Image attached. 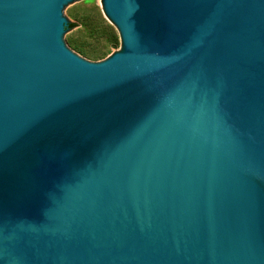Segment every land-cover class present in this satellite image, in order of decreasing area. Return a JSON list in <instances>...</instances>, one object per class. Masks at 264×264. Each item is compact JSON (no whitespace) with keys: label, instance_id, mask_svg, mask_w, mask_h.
Segmentation results:
<instances>
[{"label":"water","instance_id":"1","mask_svg":"<svg viewBox=\"0 0 264 264\" xmlns=\"http://www.w3.org/2000/svg\"><path fill=\"white\" fill-rule=\"evenodd\" d=\"M0 0V264H264V0Z\"/></svg>","mask_w":264,"mask_h":264},{"label":"rangeland","instance_id":"2","mask_svg":"<svg viewBox=\"0 0 264 264\" xmlns=\"http://www.w3.org/2000/svg\"><path fill=\"white\" fill-rule=\"evenodd\" d=\"M71 27V50L91 62H102L117 52H123L125 38L120 26L110 16L103 0H81L68 10ZM105 25H111L117 35L118 43L113 45L109 31ZM85 51V54L84 52ZM99 55L100 59H92L90 55Z\"/></svg>","mask_w":264,"mask_h":264},{"label":"trees","instance_id":"3","mask_svg":"<svg viewBox=\"0 0 264 264\" xmlns=\"http://www.w3.org/2000/svg\"><path fill=\"white\" fill-rule=\"evenodd\" d=\"M74 26H76V24L73 23V22H69L68 25H67L68 28H71V27H74ZM104 30L109 31L110 40L113 41V45L114 46L117 45V43H118L117 35L115 34V32H114L113 28L111 27V25H105L104 26ZM82 52L85 53V51H83V50H82ZM85 54H87V53H85ZM99 55L95 54V55H90L89 57L92 58V59H100Z\"/></svg>","mask_w":264,"mask_h":264}]
</instances>
